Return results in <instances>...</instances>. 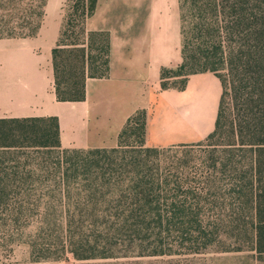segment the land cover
<instances>
[{
    "label": "trees",
    "instance_id": "obj_1",
    "mask_svg": "<svg viewBox=\"0 0 264 264\" xmlns=\"http://www.w3.org/2000/svg\"><path fill=\"white\" fill-rule=\"evenodd\" d=\"M46 4L0 0V38L38 35ZM97 4L64 5L52 50L59 100H84L87 79L109 75L110 35L86 27ZM186 9L193 37L208 43L201 52L222 53L227 70L199 68L202 60L187 56L183 42L182 62L162 69V87L184 89L191 74L216 73L223 91L214 130L195 143L148 146L147 111L139 109L116 147L72 149L62 146L57 116L0 118L2 245L24 241L38 261L197 254L245 244L263 255L264 0H181L182 36ZM131 137L137 140L128 143ZM203 144L212 150L200 165L179 156L167 161L166 151Z\"/></svg>",
    "mask_w": 264,
    "mask_h": 264
},
{
    "label": "crops",
    "instance_id": "obj_2",
    "mask_svg": "<svg viewBox=\"0 0 264 264\" xmlns=\"http://www.w3.org/2000/svg\"><path fill=\"white\" fill-rule=\"evenodd\" d=\"M66 2L47 0L38 35L0 38V118L57 116L67 148L116 147L139 109L148 146L195 143L214 130L223 91L216 73H193L184 89L162 87V69L183 59L181 0H98L86 27L110 35L109 75L89 77L84 100H59L52 50Z\"/></svg>",
    "mask_w": 264,
    "mask_h": 264
},
{
    "label": "rangeland",
    "instance_id": "obj_3",
    "mask_svg": "<svg viewBox=\"0 0 264 264\" xmlns=\"http://www.w3.org/2000/svg\"><path fill=\"white\" fill-rule=\"evenodd\" d=\"M183 42L188 44L187 56L196 57L202 60L203 64L197 65L199 68H218L221 73H225L227 70V64L224 61L222 53H217L216 49L212 48L213 53L201 52L203 49H207V44L204 41L193 37L194 32V18L191 12L188 14L185 10V19L183 21ZM98 54V53H97ZM193 59L188 62H192ZM97 66V64H96ZM93 66L91 69L93 72L97 70V67ZM189 66L187 71H189ZM186 72V70H184ZM182 72V73H184ZM179 80L180 78H172V81ZM137 138H128V143L136 141ZM208 143V141H207ZM137 145V144H136ZM80 149V148H72ZM83 149V148H81ZM212 150V146H197L194 148H177L165 152V155L170 161L174 157H181L183 161H187L190 164H198L202 161L203 157ZM206 197L214 198L218 195L208 192L204 194ZM227 197L231 196L226 194ZM230 227V226H229ZM35 227L24 228L22 233H30ZM222 246H213L208 248L202 253H181L170 255H138L136 253H130L128 255L120 254L118 256L111 257H98L90 259H76L70 256L63 261H38L35 259L31 246L22 241H16L7 246L0 243V264H264V253L259 254L256 249H253L249 244H245L243 250H224ZM223 249V250H222Z\"/></svg>",
    "mask_w": 264,
    "mask_h": 264
}]
</instances>
